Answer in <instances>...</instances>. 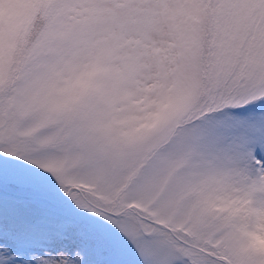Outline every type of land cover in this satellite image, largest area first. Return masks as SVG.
<instances>
[{"label":"snow or ice","instance_id":"snow-or-ice-1","mask_svg":"<svg viewBox=\"0 0 264 264\" xmlns=\"http://www.w3.org/2000/svg\"><path fill=\"white\" fill-rule=\"evenodd\" d=\"M0 264H264V0H0Z\"/></svg>","mask_w":264,"mask_h":264}]
</instances>
